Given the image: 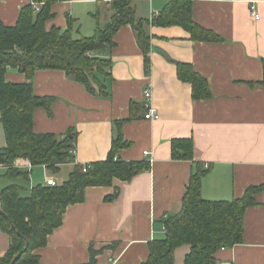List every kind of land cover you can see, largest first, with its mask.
Instances as JSON below:
<instances>
[{
	"label": "crops",
	"instance_id": "0c3cea01",
	"mask_svg": "<svg viewBox=\"0 0 264 264\" xmlns=\"http://www.w3.org/2000/svg\"><path fill=\"white\" fill-rule=\"evenodd\" d=\"M170 1L133 0L137 19L147 22L148 60L134 28H121L114 46L98 53L111 61L106 96L90 94L61 71L35 74V93L55 99L51 113L36 110L35 132L74 135L73 159L59 171L63 182L75 166L106 160L120 131L128 145L116 160L151 166L129 181L87 188L85 201L67 208L63 224L36 252L39 264H87L91 246L103 249L98 264H141L150 243L165 237V220L180 212L191 177L201 168L208 169L201 182L206 200L231 201L251 186L264 185V0H193V21L216 41H195L179 26H153V15ZM29 4L34 0H0V22L14 26ZM52 12L47 29L66 31L73 20L76 38L95 34L94 14L101 27L112 16L110 0L60 1ZM179 63L190 65L207 81L210 97L193 98L192 84L179 77ZM6 79L28 82L12 68ZM148 88L150 101L144 96ZM147 103L159 111V120L144 118ZM175 139L192 140L193 159L173 150ZM23 169L30 171L25 181L32 188L31 179L38 173L45 181L49 176L57 180L44 166ZM116 190L118 196L107 200ZM255 200L245 213L243 243L221 249L217 264H264V190ZM10 243L11 237L0 229V257Z\"/></svg>",
	"mask_w": 264,
	"mask_h": 264
},
{
	"label": "trees",
	"instance_id": "16d2710c",
	"mask_svg": "<svg viewBox=\"0 0 264 264\" xmlns=\"http://www.w3.org/2000/svg\"><path fill=\"white\" fill-rule=\"evenodd\" d=\"M67 0H34L42 3L35 11L32 4L22 8L14 26L0 22V123L6 144L0 148V167L6 168L5 178L29 181L30 171L18 167L45 166L52 174L73 159L74 135L64 138L55 134L35 132V112L45 108L51 113L53 97L35 93L34 77L39 71H61L85 87L92 95L106 96L104 81L110 74L111 61L98 53L114 46V37L123 27L131 25L148 60L150 36L147 22L137 19L133 0H110L112 16L101 27L98 14L95 34L75 37L73 20L66 31L46 23L54 16L53 6ZM193 0H171L164 10L152 18L157 27L179 26L195 41H216L218 38L199 27L192 16ZM17 69L27 78L26 83L6 79L9 69ZM179 77L193 87V98L210 97L207 81L197 75L188 64H178ZM264 84V79L262 81ZM128 145L121 131L113 140L108 158L84 166H75L68 179L55 187L38 184L30 194L25 188L12 184L0 190V229L11 237L10 246L0 264H39L36 252L47 245L48 237L63 224V216L71 205L85 201L89 187L111 186L114 180L129 181L150 170L145 162L116 160L117 153ZM173 150H182L183 157L193 159L191 139L173 140ZM208 169L201 168L191 177L180 212L165 220L166 235L150 243L149 256L141 264H217L216 254L244 241V218L248 208L256 205L255 195L264 185L251 186L241 198L231 201H210L201 193L202 178ZM116 190L107 200L118 196ZM28 243V244H27ZM103 252L90 247V261L98 264Z\"/></svg>",
	"mask_w": 264,
	"mask_h": 264
},
{
	"label": "built area",
	"instance_id": "2783aa9c",
	"mask_svg": "<svg viewBox=\"0 0 264 264\" xmlns=\"http://www.w3.org/2000/svg\"><path fill=\"white\" fill-rule=\"evenodd\" d=\"M42 3H34L33 5V8L35 9V11H39L40 10V7H41ZM252 9V14L253 16L258 20L260 19V16L258 15V13L256 12L255 10V7H251ZM157 14H154L153 17H155ZM145 99L147 101H150L151 97H152V89L151 88H148L146 91H145ZM146 107H147V112L144 116L145 119L147 120H159L160 119V114H159V111L154 108L150 103H147L146 104ZM71 154H74L73 151H71ZM149 152H146L145 153V156H149ZM84 166V171H86L87 167H89V165H83ZM18 167L20 168H28L30 169L31 167L29 165H26L24 163H19L18 164ZM45 167V166H44ZM46 168V167H45ZM45 185L46 186H50V187H55L58 184L56 178L52 177V176H49L46 178V181H45Z\"/></svg>",
	"mask_w": 264,
	"mask_h": 264
},
{
	"label": "rangeland",
	"instance_id": "374dc122",
	"mask_svg": "<svg viewBox=\"0 0 264 264\" xmlns=\"http://www.w3.org/2000/svg\"><path fill=\"white\" fill-rule=\"evenodd\" d=\"M6 144L5 141V135H4V129L2 124L0 123V148L4 147ZM6 171L0 169V190H2L5 187H8L12 184H16V185H20L23 186L25 188V194H29L31 189H32V184H30L29 182H26L23 178H12V179H8L5 178ZM57 177V182L58 184H62L63 180L61 179V175L56 174ZM31 178V177H30ZM32 183L34 186L38 185V184H43V182L45 181V176L43 177V175H41L40 173L35 174V177H32Z\"/></svg>",
	"mask_w": 264,
	"mask_h": 264
},
{
	"label": "water",
	"instance_id": "95a60500",
	"mask_svg": "<svg viewBox=\"0 0 264 264\" xmlns=\"http://www.w3.org/2000/svg\"><path fill=\"white\" fill-rule=\"evenodd\" d=\"M158 52L164 56L167 57V54L163 51L158 50ZM28 244V243H27ZM20 258V255H18L10 264H15V262Z\"/></svg>",
	"mask_w": 264,
	"mask_h": 264
}]
</instances>
